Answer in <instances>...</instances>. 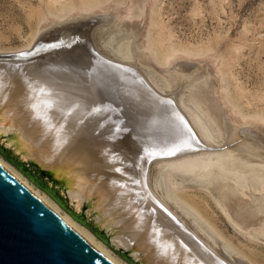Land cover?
Returning a JSON list of instances; mask_svg holds the SVG:
<instances>
[{
    "label": "rangeland",
    "instance_id": "rangeland-1",
    "mask_svg": "<svg viewBox=\"0 0 264 264\" xmlns=\"http://www.w3.org/2000/svg\"><path fill=\"white\" fill-rule=\"evenodd\" d=\"M90 18H103L93 26L98 54L147 75L158 89L170 93L168 98L177 93L188 115L211 138L208 148H192L177 155L171 153L167 142L143 146L149 149L144 164L146 186L151 195L154 193L153 199H160L159 208L180 218L228 264H264V235H253L257 225L237 226L224 201H219L220 193L248 201L249 192H264V0H0V60L26 56L41 37L38 35L48 28ZM102 27H107L103 36L99 35ZM88 30L84 25L73 32L46 34L52 45L42 54L56 53L70 61L86 59L91 62L90 69L96 68L101 63L87 57L84 47L68 54L76 39L87 38ZM102 66L108 72L116 68L136 75L116 64ZM41 113L36 106L31 108L33 124L40 128L48 122ZM177 114L185 126L184 136H194L190 121L179 110ZM147 127V134L154 135V126ZM239 142H245L244 148L235 147ZM0 157L61 213L90 232L113 258L135 264L60 203L58 190L42 173L44 168L39 172L25 167L1 152ZM111 157L127 177L118 180L135 183L128 162L117 154ZM239 163L243 167L237 172L229 170ZM107 170L118 175L112 166ZM203 177L218 179L208 183ZM220 184L224 188L219 189ZM211 188L218 189L217 197ZM260 207L264 210V202ZM240 211L242 214L243 209ZM259 217L264 221V214Z\"/></svg>",
    "mask_w": 264,
    "mask_h": 264
},
{
    "label": "bare ground",
    "instance_id": "bare-ground-1",
    "mask_svg": "<svg viewBox=\"0 0 264 264\" xmlns=\"http://www.w3.org/2000/svg\"><path fill=\"white\" fill-rule=\"evenodd\" d=\"M83 40L76 39L68 54L83 47ZM50 45V37L41 35L27 51L30 54L0 60L1 142L28 156L39 171L44 168V176L62 187L76 206L94 213L95 224L105 230L111 243L139 264H228L180 218L160 209V199H153L154 193L151 195L146 186L144 164L149 149H143L145 144L167 142L173 155L198 144L194 136H184L185 126L177 111L166 107L136 75L116 68L108 72L102 63L90 69L91 62L86 59L70 61L60 54H42ZM33 106L48 121H43L41 128L33 124ZM148 125L154 126V135L147 134ZM111 154L128 162L135 183L118 180L119 176L127 177L112 163ZM55 166L59 167L57 171H50ZM111 166L118 175L107 170ZM0 167L106 261L122 264L1 157ZM231 167L229 170L237 172L243 165ZM203 178L208 183L218 179ZM225 196L220 193L221 203ZM239 206L234 211L239 219L230 216L242 227L246 222L238 215L242 209Z\"/></svg>",
    "mask_w": 264,
    "mask_h": 264
},
{
    "label": "water",
    "instance_id": "water-1",
    "mask_svg": "<svg viewBox=\"0 0 264 264\" xmlns=\"http://www.w3.org/2000/svg\"><path fill=\"white\" fill-rule=\"evenodd\" d=\"M102 19L103 18H90L86 20H78L77 22L48 28L39 35L51 34L57 31L71 30L73 32L75 29L77 30L84 25H88L89 30L87 38L82 42L86 56L92 58L98 63L116 64V66L127 69L138 75L147 85H149L159 94L163 104L166 107L169 106L176 109L177 111L179 110L185 119L187 118L190 121L194 130L200 135L201 140L206 143L203 144L199 140L195 131L192 130L196 140L198 141L195 150L201 149L203 147L208 148L211 139L209 134L207 132L204 134L202 127H200L197 122H195L194 119L188 115L177 93L176 95H172V98H168L170 93L164 91L163 89H158L147 75L134 70L128 65H123L119 61L107 59L98 54L96 51L97 46H95V33L93 26L97 22L102 21ZM106 29L107 27H102L99 30V35L103 36V33ZM104 38L105 36L103 39ZM78 42L81 41H77V43ZM246 131L247 130H242V132ZM239 143L236 144L235 147L237 149L244 148L243 143L245 142L242 144ZM248 145L250 147V144ZM0 148L7 151L11 158H16L17 162L21 165H24L25 167H34L37 169V164L34 161H31V159L26 155L21 156V154L13 150L11 146H8L7 143L1 142V139ZM250 148L258 150V148L255 146ZM251 153L253 152H249V154ZM154 159L155 157L150 161ZM37 171H39V169H37ZM46 177L50 182L53 183L52 178H49L48 176ZM250 187L251 185L249 188ZM54 188L58 190V195L61 199L60 203L72 215H79L80 221L82 223L87 224L92 230H95L103 235L108 244L116 248V246L111 243L110 236L105 232V230H102L95 224L96 215L94 213L92 214L90 210L84 206H76L75 200H68L66 193L59 185H54ZM211 189L217 197L219 195V192L217 191L218 189ZM254 190L258 189L255 188ZM248 195V201H242L235 196L234 198H220L224 201L227 211L230 212V214L235 218H238L234 212L235 208L240 205V207L243 209V215L241 212L238 214L242 216L241 221L243 220L248 224L257 225V229L254 231L255 234H253L254 236L264 235V231L261 229L264 228V221H261V217H259V214H264L262 207H260L262 202H264V192L259 194H253L249 192ZM235 202H237V204H234ZM116 249L119 250L118 248ZM119 251L125 254L126 257L129 258L133 263L139 264L137 260H135L126 251ZM0 264L110 263L0 167Z\"/></svg>",
    "mask_w": 264,
    "mask_h": 264
},
{
    "label": "trees",
    "instance_id": "trees-1",
    "mask_svg": "<svg viewBox=\"0 0 264 264\" xmlns=\"http://www.w3.org/2000/svg\"><path fill=\"white\" fill-rule=\"evenodd\" d=\"M0 152L6 156H9L8 152L0 148ZM13 159V158H12Z\"/></svg>",
    "mask_w": 264,
    "mask_h": 264
},
{
    "label": "snow or ice",
    "instance_id": "snow-or-ice-1",
    "mask_svg": "<svg viewBox=\"0 0 264 264\" xmlns=\"http://www.w3.org/2000/svg\"><path fill=\"white\" fill-rule=\"evenodd\" d=\"M22 55H23V53H22Z\"/></svg>",
    "mask_w": 264,
    "mask_h": 264
}]
</instances>
